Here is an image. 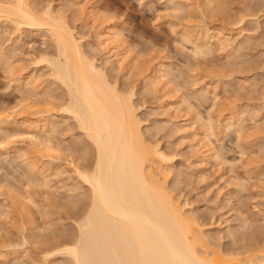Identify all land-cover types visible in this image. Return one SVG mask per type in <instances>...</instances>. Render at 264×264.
Returning <instances> with one entry per match:
<instances>
[{
    "label": "rangeland",
    "instance_id": "1",
    "mask_svg": "<svg viewBox=\"0 0 264 264\" xmlns=\"http://www.w3.org/2000/svg\"><path fill=\"white\" fill-rule=\"evenodd\" d=\"M69 1L28 0L31 6L39 9L52 3L56 12L67 15L76 37H81L82 48L96 59L98 66L102 65L109 80L112 79L110 82L117 84L122 92L133 91L132 100L139 110L137 115L142 122L144 138L159 146L171 159L168 169L172 175L167 182L168 190L183 205L186 214L195 215L194 218L201 222L209 243L212 240L213 247L221 248L225 253L241 255L238 258H247L251 256L249 254L262 255L264 0H211L212 8H208L204 0H169L171 3L168 0H80L81 5L84 3L97 7L102 17L121 33L125 46L131 50V58L137 61H134L137 65L134 64L129 70H122L117 63H106L108 57L99 43L97 24L77 10V5H73L75 2L70 1L71 4ZM176 3L188 9L184 8V12L175 11L173 4ZM239 18H243L242 26H236ZM2 19L0 17V115H10L8 118L18 120V124L0 129V264H72L65 255H53L50 258V254L61 243H66L64 240L76 237L78 215L89 202V186L83 184V180L73 172L70 163L76 161L75 164L79 163L77 165L81 167L94 163L95 150L75 123L76 120L59 108L66 102V89L54 80L50 67L38 62L43 54L56 56L52 37L43 30H17ZM203 27L224 29L225 33L229 31V42H233L234 46L231 44L226 51L212 46L215 48L211 47L207 57L194 56L193 47L183 41V36L186 32L192 34L194 31V38L201 37ZM159 63L169 64V72L172 70L170 74L173 77L169 75L168 79L172 82L170 86L177 91L172 102L178 101L180 112L166 108L171 99L163 91L159 92L156 85H148V76ZM31 75L33 78L40 76L37 79L41 83V87L32 90V93L26 89V82ZM215 87L218 88L216 102L212 89ZM46 102L53 107H47ZM41 105L46 106V109L51 108L42 116L45 119L53 117L56 123L53 126L57 125L59 129L51 135L54 145L59 149L58 158H61L59 161L56 157L54 166L49 165L52 163L50 158L44 159L47 155L42 152L43 147L31 144L23 125L27 113H31V121L43 118L34 116L40 107L42 112L45 111ZM187 107L193 108L187 110ZM192 110L204 120H208L209 116L214 118V137L211 135L209 140L225 165L214 160L201 162L196 154L199 145L194 136L197 124L193 127L192 135L183 139L177 124L187 120L191 123V119L193 122L195 114ZM236 112L240 114L239 125L243 127V134L239 136L235 132L229 134L224 129L226 120L231 115H237L234 114ZM80 145L86 146L87 150L82 151ZM9 146L12 149L8 152L2 149ZM15 146L20 149L29 147L30 154L22 158L21 153L13 151ZM242 151H246L244 155ZM32 164L38 165L34 167L36 170ZM57 167L59 170L55 169ZM16 195L21 196L22 200ZM29 196H32L35 204L27 202ZM32 220L35 221L34 227L31 225Z\"/></svg>",
    "mask_w": 264,
    "mask_h": 264
},
{
    "label": "bare ground",
    "instance_id": "2",
    "mask_svg": "<svg viewBox=\"0 0 264 264\" xmlns=\"http://www.w3.org/2000/svg\"><path fill=\"white\" fill-rule=\"evenodd\" d=\"M70 1L75 2L73 5H77L79 8L77 10L85 13L91 18L90 20L97 24L98 32L96 34L100 40L101 47H103L108 57L106 63H117L122 70L131 69V66L135 64L134 61L136 60L134 57L131 58L129 54L131 50L125 46L120 35L121 33L116 30V27L114 28L108 20L102 17L99 10L96 9L97 7L95 8L94 6L93 8V6L85 5L84 3L81 5L80 2L82 0H79V3L78 0ZM210 1L204 0L207 7H211L210 4L213 2L211 1L210 3ZM70 3L72 4V2ZM173 5L175 6V11L182 12L184 8H187V6L183 7L181 4L177 5V3ZM36 7L31 6L28 0H0V17H3L6 22L13 25L17 30H43L52 37L51 39L56 45V56L51 55L52 57H49L43 54L38 62L50 67L54 80L62 84L66 89V102L64 106L59 108L66 115H70L76 120L75 123L77 122L78 127L86 134L96 155L94 163H90L86 167L78 166L77 164L79 163L75 164L76 161L75 163H70L73 166V172L83 180V184L89 186V202L82 208L78 215V234L76 237L70 240H64L66 243H61L55 250L53 249L50 258L53 255H65L70 258L72 264H264V253L262 255L258 254V256L249 254L251 256L247 258H238L237 256L241 255H232L231 253L223 252L221 248L213 247L212 240L209 243L208 237L205 236L203 225L194 218L195 215L192 216L194 212L191 213L192 215L186 214L183 205L168 190L167 182L170 175H172L170 174L171 171H169L171 159L159 149V146L153 145L152 142L144 138L142 122L138 119L139 115H137L138 107L135 106L136 104L132 100L134 99L133 91L122 92L117 87V84L110 82L112 79L109 80L103 67H101L102 65L98 66L96 59L89 56L82 48V42L79 40L81 37H76L74 30L69 25L67 15L61 11L56 12L52 3H49L45 7L43 6L41 9ZM74 7L77 8L76 6ZM70 8L69 6L68 9ZM242 22L243 18L239 20L236 26L241 25ZM201 30L203 32L200 31L201 37H198L199 39L196 36V38L192 36V34L194 35V31L191 32L192 34L186 32L187 34L185 33L183 36L185 39L183 41H186V43L193 47L194 56L198 55L203 57L205 55L207 57L210 55L212 46H217L221 51H226L231 47V44L233 45V42H229L231 37V35L228 37L227 33H230L229 31L225 33L226 31L224 29H213L209 27H203ZM20 34L19 36H21ZM151 64L153 65V62ZM171 71L169 72V64L159 63L151 71L147 81L148 85H156L159 88V92L163 91L166 97L171 99V101L167 99L169 102L165 107L172 108L177 113L180 105L178 101L172 102L177 91L175 92L176 88L173 89L170 86L172 82L168 77L171 75ZM39 77L33 78L31 75L26 82V89L30 93L34 92L32 90L41 87V83L37 79ZM243 88L245 89V87ZM212 89L216 102L218 88L215 87ZM60 99L62 98L60 97ZM182 102L187 101L183 100ZM182 102L180 101V103ZM47 104V107H49V103ZM187 105L189 106V104ZM41 106H43L45 111L42 112V107H40L41 110H39L41 112L39 110L36 111L34 116L41 117L45 115V112L51 111L49 110L51 108L46 109V106ZM192 108L187 107V110H191ZM29 114L31 115V113L26 114L23 125L28 131L30 142L37 147H43L42 152L44 151L47 155L44 159L50 158L52 163H49V165H53L56 157L58 158L57 153L59 149L54 145V138L52 139L51 135L58 132L57 130L59 129H57V125L53 126L56 124L53 121V117L45 119L42 116L43 118L41 117L42 119L39 121H31ZM234 114H237V112ZM239 115H231L226 120L224 129L229 134L230 132H235L234 134L239 136L243 132V127L239 125ZM8 116L10 115L5 117L2 114L0 115V129L4 130L6 127H13L18 124V120L11 117L8 118ZM11 116L14 117L13 115ZM192 120L191 123L187 122V120L177 124L179 126L178 129L183 134V139L186 140L192 135V130L195 129L193 127L197 124L198 126L196 128L198 129L194 130V136L199 145V148H197L198 153L196 154L199 155L198 157H200L201 162L207 163L210 160H214L221 165H225L226 163L222 161L219 153L209 140L211 135L214 137V118L209 116L208 120H204L197 113L195 114L193 122ZM25 148L20 149L15 146L13 151L18 154L21 153L22 158H25L26 155L30 154L31 150L28 151L29 147H27L28 149ZM80 148L84 152L87 150L84 145H80ZM239 148L240 150L243 149L241 147ZM263 148L264 146L261 147V149ZM2 149L8 152L12 149V146ZM77 150H79L78 147ZM245 152L242 151L241 154L244 155ZM60 159L59 161H61ZM32 166L35 169L34 167L38 165L34 166L32 164ZM55 169H58V167ZM228 171L232 172L231 170ZM16 193L14 192V195ZM15 197L22 200V197L19 195ZM24 197L26 199V196ZM31 197H28L27 202L30 203L32 201V204H35ZM68 201H70L69 198ZM71 202L76 203L72 200ZM72 206L74 207V205ZM25 214L27 215V213ZM34 222L33 220L31 221L32 227L35 226ZM3 247H6V245ZM49 264H52V262Z\"/></svg>",
    "mask_w": 264,
    "mask_h": 264
}]
</instances>
